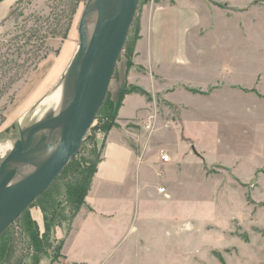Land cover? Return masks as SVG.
I'll list each match as a JSON object with an SVG mask.
<instances>
[{
	"label": "rangeland",
	"instance_id": "rangeland-1",
	"mask_svg": "<svg viewBox=\"0 0 264 264\" xmlns=\"http://www.w3.org/2000/svg\"><path fill=\"white\" fill-rule=\"evenodd\" d=\"M87 1L19 0L11 7L12 14L0 32V162L19 138V127L36 121L33 116L36 103L67 69L78 46V23ZM187 7L196 17L189 29L192 31L189 46L194 44L202 49L198 54L189 50V60L196 66H204V78L187 74L181 78L189 85H177V80H173L174 86L164 91H160L161 86H155L160 92L154 95L152 79L138 54L137 44L150 30L157 12L182 11ZM67 28L66 36L60 37L59 33ZM230 67L232 72L226 70ZM189 80L206 83L205 91L193 89L194 84ZM176 86L193 94L215 92L218 98L222 95L230 99L222 104L228 110L225 118L215 114L208 117L211 129L217 130H200L202 137L213 139L215 146L209 159L217 164L202 159L201 171L205 175L186 180L187 189L199 191L200 218L194 222H190L191 217L186 218L185 251L170 241L162 245L155 242L154 250L148 254L123 255L115 264H264V0H139L105 100L112 97L117 100L124 88L140 89L142 93L129 94H140L148 102L154 100L150 110L153 117L124 124L116 118L112 129L121 126L127 132H147L155 128L156 119V127L176 120L179 109L175 104H167L165 99ZM241 96L243 101L238 100ZM242 105L244 111L248 110L243 119L237 114ZM101 108L74 157L76 162L95 153L102 155L107 134L101 129L104 123L98 116ZM204 122L207 123L203 121L201 125ZM93 148L96 150L91 154ZM189 151L197 152L193 147ZM189 169L195 171L192 166ZM64 184L59 177L48 194L64 201ZM41 196L24 212L30 215L29 210L37 208L45 197ZM186 207L182 202L181 218ZM63 208L70 215L67 206ZM23 214L8 229L16 241L15 259L29 260L28 242L19 230ZM62 226L65 228L66 223ZM52 239L55 249L59 241L55 235ZM48 250L42 263L59 264L61 252L56 253L52 247Z\"/></svg>",
	"mask_w": 264,
	"mask_h": 264
},
{
	"label": "crops",
	"instance_id": "crops-1",
	"mask_svg": "<svg viewBox=\"0 0 264 264\" xmlns=\"http://www.w3.org/2000/svg\"><path fill=\"white\" fill-rule=\"evenodd\" d=\"M17 1L0 0V32ZM183 9V12L179 9L157 12L150 30L137 44L138 54L152 79L154 95L174 86L173 80H177V85H189L181 78L187 74L204 78V66H196L189 60V50H194L195 54L202 51L194 44L189 46L192 33L189 29L196 17L190 7ZM226 70L232 72L233 68ZM193 80H189L194 84L193 89L205 91L206 83ZM155 86H161L160 91ZM177 88L182 86H176L165 98L167 104H175L179 109L176 120L156 127V119L155 128L147 132H127L121 130V126L108 132L84 205L67 235V231L59 227L54 232L55 239L62 244L59 264H115L123 255L148 254L154 250L155 242L162 245L170 241L185 251L186 218L191 217L190 222H194L200 218L202 209L199 191L187 189L186 180L205 175L201 171L202 159L217 164L209 159L215 146L213 139L202 137L201 131L217 130L211 129L208 117L215 114L225 118L228 110L222 104L230 99L222 95L218 98L215 92L200 95ZM243 97L238 100L243 101ZM154 102H148L140 94H127L118 110L117 122L124 124L153 117L150 110ZM237 111L241 119L248 114L243 105ZM203 121L207 123L201 125ZM189 147L197 152L190 153ZM162 153L169 157L167 162L161 161ZM191 166L195 171L189 169ZM182 202L187 207L181 218ZM29 213L41 232L44 229L42 212L37 207L31 208Z\"/></svg>",
	"mask_w": 264,
	"mask_h": 264
},
{
	"label": "water",
	"instance_id": "water-1",
	"mask_svg": "<svg viewBox=\"0 0 264 264\" xmlns=\"http://www.w3.org/2000/svg\"><path fill=\"white\" fill-rule=\"evenodd\" d=\"M139 0H88L78 23V46L63 74L64 105L19 127V138L0 162V238L59 178L77 156L97 118ZM94 15L87 32V19ZM32 170L21 174L22 167Z\"/></svg>",
	"mask_w": 264,
	"mask_h": 264
},
{
	"label": "trees",
	"instance_id": "trees-1",
	"mask_svg": "<svg viewBox=\"0 0 264 264\" xmlns=\"http://www.w3.org/2000/svg\"><path fill=\"white\" fill-rule=\"evenodd\" d=\"M11 14L12 12L10 11L9 16ZM67 31L68 28L58 33L60 37L64 38ZM52 33L53 35L57 34L55 32ZM133 91L137 93L143 92L134 87L124 88L117 100L114 101L111 98L105 100L101 112L98 115L104 120L101 129L105 135L108 134L114 126V121L117 118V113L123 98ZM95 150L96 149L93 148L91 154L95 153ZM75 159L76 158H72L68 162L59 176L61 180L65 181L64 201L57 200L50 196V194H48V189L41 196H45L41 198L43 200L38 202V207L43 214L44 231L40 233L36 222L31 219L28 212H24L23 216L20 218V235L28 242L26 248L31 252L30 259L24 260L23 257L15 259L14 245L16 241L13 233L7 229L0 238V264H11L13 258L16 261L14 264H43L41 260L47 255L46 252L49 251L48 249H50V247H52L53 251H56V253L60 251L62 244L57 243L54 249L52 246V236L54 237L56 228H63L62 224L66 223V227L63 228L65 231L70 230L73 219L85 203V197L89 191L92 178L95 174L97 164L101 160V156L99 153H95V155L91 157H82L80 160L81 162H76ZM65 205L71 211L70 215L64 212L63 207Z\"/></svg>",
	"mask_w": 264,
	"mask_h": 264
},
{
	"label": "bare ground",
	"instance_id": "bare-ground-1",
	"mask_svg": "<svg viewBox=\"0 0 264 264\" xmlns=\"http://www.w3.org/2000/svg\"><path fill=\"white\" fill-rule=\"evenodd\" d=\"M94 15H90L87 19V32L89 33L93 25ZM64 81L63 77L59 82L48 92V94L43 97L36 105L34 106L33 116L39 120L47 114H57L62 106L64 105ZM29 113V112H28ZM31 114V113H30ZM33 120V119H32ZM27 122V121H26ZM19 125V124H18ZM1 150H4L1 148ZM21 174H26L32 170L29 166L22 167Z\"/></svg>",
	"mask_w": 264,
	"mask_h": 264
},
{
	"label": "built area",
	"instance_id": "built-area-1",
	"mask_svg": "<svg viewBox=\"0 0 264 264\" xmlns=\"http://www.w3.org/2000/svg\"><path fill=\"white\" fill-rule=\"evenodd\" d=\"M160 159L163 162H167L169 160V157L167 155H165L164 153H162ZM160 192H163V189H161Z\"/></svg>",
	"mask_w": 264,
	"mask_h": 264
}]
</instances>
